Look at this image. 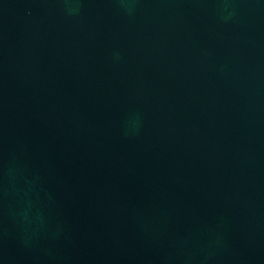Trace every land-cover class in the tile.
<instances>
[{"label":"water","instance_id":"obj_1","mask_svg":"<svg viewBox=\"0 0 264 264\" xmlns=\"http://www.w3.org/2000/svg\"><path fill=\"white\" fill-rule=\"evenodd\" d=\"M0 264H264V0H0Z\"/></svg>","mask_w":264,"mask_h":264}]
</instances>
